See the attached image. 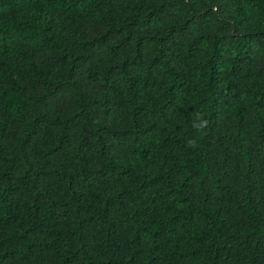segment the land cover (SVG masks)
Masks as SVG:
<instances>
[{
	"label": "trees",
	"instance_id": "16d2710c",
	"mask_svg": "<svg viewBox=\"0 0 264 264\" xmlns=\"http://www.w3.org/2000/svg\"><path fill=\"white\" fill-rule=\"evenodd\" d=\"M0 264H264V0H0Z\"/></svg>",
	"mask_w": 264,
	"mask_h": 264
},
{
	"label": "clouds",
	"instance_id": "9594fccd",
	"mask_svg": "<svg viewBox=\"0 0 264 264\" xmlns=\"http://www.w3.org/2000/svg\"><path fill=\"white\" fill-rule=\"evenodd\" d=\"M207 124H208V121H207L206 119H204V120H202V122H201L198 126H196V127L198 128V130H201V129L206 128ZM188 146H189V147H195V146H196V141H195L194 139H193V140H189V141H188Z\"/></svg>",
	"mask_w": 264,
	"mask_h": 264
}]
</instances>
